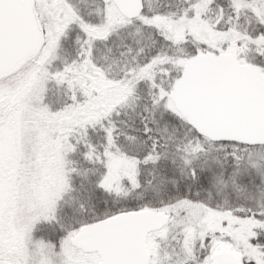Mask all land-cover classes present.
Wrapping results in <instances>:
<instances>
[{"label": "snow or ice", "instance_id": "6c2138e0", "mask_svg": "<svg viewBox=\"0 0 264 264\" xmlns=\"http://www.w3.org/2000/svg\"><path fill=\"white\" fill-rule=\"evenodd\" d=\"M0 264H264V0H0Z\"/></svg>", "mask_w": 264, "mask_h": 264}]
</instances>
